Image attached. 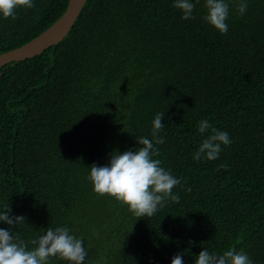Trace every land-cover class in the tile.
<instances>
[{"label": "trees", "instance_id": "1", "mask_svg": "<svg viewBox=\"0 0 264 264\" xmlns=\"http://www.w3.org/2000/svg\"><path fill=\"white\" fill-rule=\"evenodd\" d=\"M33 2L0 16V53L45 31L68 0ZM191 2L185 20L174 0H86L58 44L0 68V211L25 217L0 228L27 242L65 226L84 264H171L176 254L194 264L203 249L230 247L264 264V0H247L243 15L226 0V34L202 19L204 0ZM161 112L153 158L181 180L180 201L136 218L85 177L152 139ZM200 120L232 140L215 160L192 159L209 135Z\"/></svg>", "mask_w": 264, "mask_h": 264}, {"label": "clouds", "instance_id": "2", "mask_svg": "<svg viewBox=\"0 0 264 264\" xmlns=\"http://www.w3.org/2000/svg\"><path fill=\"white\" fill-rule=\"evenodd\" d=\"M34 7L33 0H0V16L16 19L17 9ZM173 7L182 11V19L195 18V4L191 0H174ZM247 7V0H240L236 10L243 15ZM204 8L202 19L221 34H226V20L229 16L226 0H204ZM163 115V112L157 113L152 121V139H136L142 145L136 150L122 153L113 151L106 165L92 164L85 177L90 181L93 192L109 196L120 205L127 206L128 211L136 218L151 217L166 202L180 201L179 193H174L173 189L181 184V180L163 168L161 160L153 158L160 155L159 149L154 145L164 143L163 137L158 135L165 126L162 123ZM197 131L201 134L209 132V135L194 152L192 159L195 161L215 160L222 151L221 145L232 143L227 132L217 130L207 120L198 122ZM184 190L190 191L187 188ZM10 211L6 205L0 211V221L14 226L25 222L23 215L10 216ZM69 232V228L65 226L47 228L43 234L26 242L19 233L13 234L12 229L0 228V264H50L52 257L67 264H84L87 251L83 242ZM29 244L33 247L29 248ZM171 264H184L183 256L174 255ZM194 264H253V261L243 249L237 251L230 247L222 253H210L203 249L196 256Z\"/></svg>", "mask_w": 264, "mask_h": 264}, {"label": "water", "instance_id": "3", "mask_svg": "<svg viewBox=\"0 0 264 264\" xmlns=\"http://www.w3.org/2000/svg\"><path fill=\"white\" fill-rule=\"evenodd\" d=\"M85 2L86 0H68L64 12L45 31L23 45L0 53V68L9 63L32 58L58 44L71 29Z\"/></svg>", "mask_w": 264, "mask_h": 264}]
</instances>
